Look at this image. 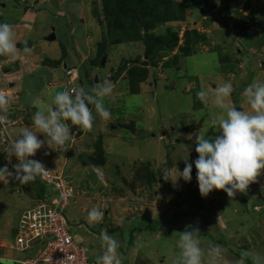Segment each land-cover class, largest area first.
I'll return each mask as SVG.
<instances>
[{
	"label": "rangeland",
	"instance_id": "obj_1",
	"mask_svg": "<svg viewBox=\"0 0 264 264\" xmlns=\"http://www.w3.org/2000/svg\"><path fill=\"white\" fill-rule=\"evenodd\" d=\"M181 1L0 0V23H9L14 26L17 54L12 59L19 57V53H25L24 49L27 44L24 42L30 39V36H32L30 44L37 47V51L43 56L45 62L58 61L61 52L64 51L65 58L53 67L56 74L53 79L61 85L68 84L63 67L66 63L71 65L72 57L77 59V64L81 66L79 68L80 77L75 83L78 91L81 88L89 91L100 84L107 72H115L112 74L114 76L120 71L119 68L123 66L124 61L140 60L141 65L148 68V80L140 84L138 92H134L137 88L133 87L134 93L131 94L130 86L125 81L119 84L121 80L119 76L114 80L115 84L118 83L116 84L118 85L117 93L115 91L114 96L105 97L104 104L105 107L108 104L115 113L117 120H114L113 124L118 127L120 123L124 124L129 118L135 122L132 129L129 127V130L136 132V135L130 131L119 130L120 136L127 137L133 142L132 151L126 150L121 153L124 155V157L121 156V159L125 164L131 162L134 171L142 167L146 169L142 168L143 171L137 175L139 179H135V183H133L134 181L132 184H130L131 181L125 183V188L134 190L133 188L138 183L145 187L149 180L155 183L158 181L159 183L169 182L165 197L169 202H172L173 223L180 222V224L176 223L178 227L173 224L172 229L178 228L182 231H173L166 236V239L158 241L155 239L154 233L161 232L162 225L157 222L146 223L144 222L145 218H132V216L128 220L120 221L122 228L117 233L121 239L115 238L120 243L119 253L122 259L125 260L129 257V260L134 261V264H161L162 259L168 264H177V260L180 259V250L173 240L177 238V234L180 236V233L191 225V220L194 224L195 222L199 223V225L192 226L199 228L201 238H205L203 243L208 246H220L222 249L224 239L230 234L224 223L227 222L228 226H231L230 230L233 228L239 230L237 226L242 221H246V229H249L251 222L255 223L250 237L255 239L254 241L264 244V221L257 222L260 214H256L252 206L255 203L263 204L264 201L249 200L248 195L244 201L242 198V200H234L235 202L222 201L219 203L215 201L216 195H226L227 193L223 190L215 191L211 195V199L209 196L203 197L199 190L196 179L197 169L194 164L198 158V153L195 151L196 136L198 134L209 137L219 135L217 122L226 116L225 110L215 104L216 87L230 82L234 92L226 102L230 107L237 106L238 110L242 107L245 111L251 112L250 105L247 106V98L242 95L244 89L256 83L257 80L260 81L257 83H264V79H261L264 76V66L260 65L264 61V0H195L194 6H188L182 20L176 19L177 15L171 16L180 12L178 4ZM136 17H138L137 21H135ZM151 22H157V24L151 27ZM53 30L56 40L45 41L44 38H49ZM174 33L179 37V42L172 52L168 49L156 54V44L172 43ZM186 33L189 35L188 42L191 48L189 56H185L180 48L185 44ZM20 34L25 36L22 38ZM152 34L158 36L159 39L155 42L152 41L150 37ZM119 35L122 37L119 38ZM240 35L245 39L238 40L241 39ZM116 38L121 39L120 43L115 42ZM51 44L55 45L57 49L46 50V47H52ZM58 44L61 45L60 50ZM22 45L24 46L22 47ZM84 47L87 48L88 54L82 51ZM107 49L109 51L106 54L104 50ZM166 52L168 55H163ZM84 53L87 54L86 57L83 56ZM35 55L37 56V54ZM103 57H106L105 66L95 67L98 62L102 64ZM167 60H169L168 63H172L167 67L172 68L169 69V72L165 69ZM9 62L8 55H0V90L5 91L4 95L12 97L18 95L21 89L15 90V85L12 83L15 79L7 76L4 69L16 73L20 71V68L16 64H8ZM242 65L247 70L246 72L243 67H239ZM110 67H114V69L109 71ZM81 71H89L92 81H89L88 75L85 73L83 75ZM232 71L234 73L236 71V77L230 76L233 75ZM123 73L124 75H122ZM122 74L121 76L127 82L128 71L123 70ZM188 77L192 79L187 83L185 80H189ZM96 78H98V84L95 83ZM106 78L110 79V76L107 74ZM80 82L90 88L82 86ZM202 89L209 93L207 104L197 98V92ZM52 91V96L53 94L55 96L58 92L64 91V87L53 88ZM53 106L55 107V105ZM89 108H95V105L89 104ZM108 125L112 124L109 122ZM109 126L107 131H112ZM74 128L79 127L75 126ZM9 133L16 140L14 133L19 135L20 127L10 128ZM99 135L95 138H103ZM112 135H114L113 132ZM190 135L192 136L191 140L188 139ZM126 147L127 145H124V149ZM128 155H132L133 158L128 160ZM86 156L88 155L84 153L82 158H87ZM1 157L4 163L8 161L6 165L11 160V164L7 165L9 169L18 163L15 156L11 155L10 150L6 154L0 152V163ZM185 158H189V162L193 163L191 182H185L179 178L185 168L183 160ZM145 159L146 161H144ZM117 165L120 168V164L111 162L109 172L114 174ZM97 169L101 168H93V171ZM148 170H150L149 176L145 172ZM164 174H168L169 180L163 178ZM66 177L75 190L74 186L77 188L78 180L70 174H66ZM6 179L5 186L7 187H3L0 181V193L7 191L9 193L7 197L5 195L0 199L2 203L0 205V236L5 234V237H8L6 239L8 245L2 246L0 241V257L9 260L32 257L42 251L45 242L38 240L33 244L32 250L28 252H15V234L12 233L13 225L19 219L20 209L29 208L32 205V199L29 195H24V192L18 191L20 184L18 183V185L16 181L12 180L14 177ZM87 181L89 184L91 183L89 180ZM29 189L32 188L29 187ZM193 190L198 198L197 201H193ZM260 193L264 197V188L260 190ZM126 200L127 203H132L133 199L129 197ZM243 203L249 204V206L242 209L240 206ZM184 204L192 211L188 210L181 219L182 213L180 214L178 210ZM70 209H68V214ZM263 215L264 213L261 214V216ZM217 216L224 222L222 231L218 225ZM72 219L71 224L74 227H72L71 233L80 237L76 235L79 231L75 227L76 220L73 217ZM81 221L84 228L80 230V235L84 239V246L88 249L89 254L95 255L98 250L105 251L100 235L103 229H107L110 222L102 220L100 223L90 224L87 219ZM188 221L189 223H187ZM259 224L262 225V228ZM240 229L243 230V228ZM87 230L98 237L95 238ZM8 234L9 236H7ZM142 234L147 236L146 239L149 242H144ZM139 235L142 241H140ZM152 236L154 240H151ZM141 243H145L143 246L149 248L141 249L140 252H136L135 248L128 249L129 244L143 247ZM226 243L232 244L231 241H226ZM169 244H172L173 247L166 248ZM203 251L205 264H207L208 251ZM241 252L245 251L237 249L235 256L237 255L236 258L243 260L245 264H264V246L257 247L253 254L247 256H243ZM11 257L13 259H10ZM217 264L227 263L219 260Z\"/></svg>",
	"mask_w": 264,
	"mask_h": 264
},
{
	"label": "crops",
	"instance_id": "obj_2",
	"mask_svg": "<svg viewBox=\"0 0 264 264\" xmlns=\"http://www.w3.org/2000/svg\"><path fill=\"white\" fill-rule=\"evenodd\" d=\"M20 36L23 38L25 35L20 34ZM239 38L241 39H238V40L245 39L241 35ZM31 40H32V36H30V39L24 42L25 44H27L26 48L30 49V51L25 52L24 54L19 53L20 56L19 57L17 56L16 59L14 58V60L12 59L13 56L8 55V60H10L11 62V63L9 62L8 64H16V66L20 68V71L16 73H12V70L9 71V69H4V72L7 73V76H10V78L15 79L14 82H12L15 85V90L17 88L21 89L18 95L11 97L12 102L8 106V111L10 112V116L13 118V120L18 122V124L12 125L8 128V138L12 142H14L15 139H13L12 136L10 135L9 129L13 127H20V131L21 129L26 128V127L34 129V125H33L34 114L37 111H44L45 114H47L49 111L54 109L55 107L53 105L55 104H54L53 98L55 96L54 94L52 96V93H53L52 90L53 88L59 89L63 86L60 83H57L56 80L53 79L54 76L56 75L54 73L53 67H55L57 62L61 63V60L65 58L64 51L61 52V57L59 56L58 61L54 60L51 63L50 62L48 63L47 61L46 62L44 61L43 56H41L40 53L37 51L36 49L37 47H35L33 44H30ZM44 40L47 41L48 39L44 38ZM23 46L24 45H22V47ZM47 49L56 50L57 47L55 45H52V47L51 46H48V48L46 47V50ZM58 49L59 50L61 49L60 44H58ZM86 49L87 48L84 47V49L83 50L81 49V50L83 52H86ZM35 54H37V56ZM87 54L84 53L83 56L86 57L85 55ZM71 59H72L71 65L69 66L67 65L68 63H66L63 67L64 70L66 68H70V67L72 68L75 66L79 68L81 67L80 64H77L78 63L76 62L77 59H73V57ZM47 60H50V59L47 58ZM260 65L263 67L264 61H262ZM239 67L240 68L243 67L244 72L247 71L244 68V65L239 66ZM111 69H114V67H110L109 71ZM231 73L233 74V75H230L232 78L236 77L235 75L236 71L235 73L233 71ZM107 74L110 76V79L106 78ZM112 74H114V72L113 73L107 72L104 79L110 80L113 83L114 92L116 91L115 93H117L118 85L116 84L118 83L115 84L114 81L111 80ZM122 75H124V73ZM120 79L121 80L119 84H122L123 81H126L124 80L122 76H120ZM261 79H264V76ZM9 81L11 82L12 80H9ZM257 82H260V81L257 80L256 83ZM95 83L98 84V78L95 79ZM17 84H19L18 87H16ZM80 84L84 87H89V86L83 85L82 83ZM114 92H113V96L115 95ZM0 93L4 94L5 91L0 90ZM238 101L240 102V99H238ZM247 106H249L248 103H247ZM107 108L111 112L110 119L104 120L103 118L99 116V114L96 113L95 108H92L90 110L92 111L95 117L93 127L91 129H83L79 126L78 127L80 129L79 128L75 129L74 127L72 128V132L78 131V133L76 135L73 133L74 134L73 140L67 151L60 149L57 146H54L55 150L51 149L48 147L47 143H45V146L37 152L36 156L32 157L36 160H39L44 166L56 172H61L65 176L66 174H70L74 177V179L78 180L79 183H77V188L74 186L76 197L70 203L68 207V209L71 208L69 214H68V209H67L68 219L71 220L70 222H73V219H72L73 217L76 220L75 227L76 229H79L76 235L80 237L75 236L76 240L79 243L84 245V242H83L84 239L80 235V232H81L80 230L84 228V224L81 220L87 219L89 211H91L93 208H98L104 211L103 221L105 222L109 221L110 223H108L107 229L106 230L103 229L101 232H107L114 238L119 237V234L117 233V231L122 228L120 221L128 220V218H130L131 216L132 218H139V217L141 219L145 218L144 222L146 223L155 221L158 224L162 225V231L161 232L157 231L156 233H154L156 237L155 239H158V241L166 239L167 238L166 236L173 233V231L181 232L182 231L181 229H178V228L172 229V227H174L173 224L174 225H176V223L180 224V222L173 223L172 221L173 211L171 207L172 202H169L167 198L165 197L166 187L169 186V182L159 183L158 181V183H155L154 181L150 182L149 180V182L146 184L147 186H145L146 188L143 185H139V183H138L139 186L137 185L135 188H133L134 190L125 188L126 186L125 183L129 181H131L130 184H132L133 181H134L133 183H135L136 180L139 179L137 175H139L143 171L142 168H145V167H142L134 171L130 161H129L130 163L125 164L123 162L124 160L121 159V156L124 157V155L121 153H123L126 150H128V152L132 151L133 142L127 137L123 138L122 136H120V131L121 130L130 131V133H132L133 135H136V132H132L131 130H129L130 128L132 129V125H134L135 122L129 118V120L124 122V124L120 123L118 127L117 125L113 124L114 120H117L115 113L111 110V107L108 106V104H107ZM109 122L112 125L109 126L108 125ZM108 126L110 127V129H112V131H107ZM80 130H83V131L81 132ZM112 132L114 133V135H112ZM98 134H100L99 136H103V138L100 137L101 140L100 138H95ZM14 135L16 139L19 136L17 135V133H14ZM39 135H40V139L42 140L45 139L43 134H39ZM124 145H127L125 149H124ZM3 149L4 148L2 149L0 148V151L1 150L3 151ZM84 153L88 156H86L87 158L83 159L82 156ZM112 153H115V154L112 155ZM132 158H133L132 155L127 156L128 160H131ZM144 161H146V159ZM7 162L4 163L1 157L0 167H4ZM111 162H117L118 164L121 165V166L119 165L120 168H118V165H117L116 171L114 174L109 172L110 167H111ZM10 164H11V160L9 161V164L7 165H10ZM96 166L100 167L101 169L99 170L97 169L96 171H93V168H97ZM149 171L150 170L145 171L147 173V176H149ZM132 176L133 178H131ZM9 178L12 179V177H9ZM6 180L7 179L5 178L4 181H1L2 182L1 184L3 187H7L5 186ZM12 180L16 181L15 179H12ZM87 180H89L91 183L89 184ZM16 183L18 184L19 182L16 181ZM36 185L38 184L35 182H32V183L30 182L26 185L20 184L18 186V191L20 193L24 192L23 193L24 195L26 194L29 195L33 202V199L35 198V194L37 193L38 190H40V186H36ZM29 187L32 189L30 190ZM142 187L145 189H143ZM263 188H264V176H261L258 178V182L253 183V185L251 184L246 192L244 193L237 192L236 195L233 197H229L228 194L216 195L217 200L215 199V201H218L219 203H222V201L235 202L234 200H237V199L242 200V198L244 201L249 195V200H252V201L256 200L257 202H260V201L262 202L264 201V197L261 195L260 190H262ZM8 194H9L8 191L4 193H0V199L2 196H5V195L7 197ZM129 197H132L133 199L132 203L126 202L127 201L126 199H128ZM192 198H193V201L198 200V198L195 195V190H193ZM1 204L2 203L0 200V205ZM248 206L249 204L243 203L240 207H242V209H245ZM252 206H253L254 212L256 214H260V218L259 220H257V222L261 220L264 221V217H263L264 215L261 216V214L264 213L263 212L264 203L263 204L255 203ZM181 207H180L181 209L178 210V212L180 214L182 213L180 215V218L182 219L183 215H186L188 210L190 211L192 210L191 208L188 209L189 207H187L186 204H184ZM24 210L25 208L20 209L19 219ZM235 211L238 212L236 209ZM174 213H177V212H174ZM176 216H179V214H176ZM216 218L219 220V223H221V224L218 223L221 231L224 230L222 226L224 222H222L218 216ZM19 219L16 221V224L13 225V228H12L13 234L15 230L14 228L17 226ZM187 223H189V221ZM92 224H95V223H92ZM197 224L199 225L198 222H195L194 224L193 221L191 220V225H197ZM224 224L227 226V231H229L230 234L226 239H224L225 242H223V245H222V249H223L222 256L218 259V261L221 260V261L226 262L227 264H238L240 259L236 258L237 255L235 256V252L237 251V249L238 250L242 249V251H245L246 253L249 251L247 254H253V252L256 250L257 247L262 248V246H264L263 243L256 242L254 241L255 239L250 237V234L252 232V229L254 228L255 223L251 222L249 229H246V226H247L246 221H242L237 226L239 227V230L234 229V228L230 230L231 226L230 225L228 226L227 222ZM261 226L262 225H260V227ZM72 227H74V225H72ZM176 227H178V225H176ZM240 228H243V230H241ZM145 229H148V228L145 227ZM87 232L89 234L91 233L90 230H87ZM9 234L7 236H9ZM91 234L92 236H95V238L98 237V235H95L93 233ZM142 235H143L144 242L145 241L149 242V240L146 239L147 236H145L144 234ZM4 237H5V234L0 236V241L2 242V246L6 247V245H8L6 243V239H8V237H5V239ZM138 237L140 238V241H142L140 235ZM201 237L202 235H200L201 248L202 250L208 251L209 248L213 246H208L206 243H203L205 238H201ZM178 239H179V234H177V238L173 241L177 244ZM212 239L213 237L211 236V240ZM151 240H154L153 236ZM226 241H231L232 244H227ZM144 244L145 243H141L142 246ZM135 246L136 244L134 245L129 244L128 249L135 248L136 252L137 251L140 252L141 249L146 250L147 248H149L147 246H143V247H139V246L135 247ZM172 247L173 245L169 244L166 248H172ZM103 252L104 251L98 250V252L95 255L89 254V260L91 262L97 263V258L102 256ZM245 252H241V253L243 254ZM1 258H5V257H1ZM10 259H13V258L11 257ZM122 261H123V264H134V261L129 260V257H127V259L125 260L122 259ZM177 262H178L177 264H181L180 259L177 260ZM161 264H168V263L162 259ZM243 264H245L244 261H243Z\"/></svg>",
	"mask_w": 264,
	"mask_h": 264
},
{
	"label": "clouds",
	"instance_id": "obj_3",
	"mask_svg": "<svg viewBox=\"0 0 264 264\" xmlns=\"http://www.w3.org/2000/svg\"><path fill=\"white\" fill-rule=\"evenodd\" d=\"M14 38V26L0 23V55L16 56L17 46ZM24 51L28 52L30 49L25 48ZM72 68L78 70L77 81L80 69L76 66ZM72 68L65 69L67 83L69 79L67 72ZM76 81L73 83L74 86ZM62 87L65 90L58 92L54 97L55 108L47 114L44 111H37L33 116L34 129L27 127L21 129L11 147V155L17 158L18 163L12 169L7 165L0 167V181L14 177L21 185H26L42 176L46 171L45 166L39 160L30 158L35 157L45 143L51 149L55 150L54 146H57L67 151L73 135L78 133L72 132L73 127L79 126L83 129L93 127L95 117L89 104L95 105L96 113L104 120L111 118V112L104 104L105 97L113 96L114 85L110 80H103L89 91L81 88L76 94L69 90L71 88L69 83ZM233 92L234 88L230 82L215 89V104L226 112L225 118L217 122V132L220 134L215 137L201 134L196 136L195 151L198 158L194 164L197 169L196 179L203 197H207L214 190H223L229 197H233L237 192H246L251 184L264 176V83H253L244 89L242 95L247 98L251 112L245 111L242 107L238 110L237 106H229L226 101ZM196 95L202 103H208L207 91L202 89ZM11 102V97L0 93V112H8ZM37 133L43 134L45 139H40ZM188 139L191 140L192 136L190 135ZM183 160L185 168L179 178L191 182L193 163L189 162V158ZM163 178L169 180L168 174H164ZM103 217L104 211L93 208L89 211L87 219L92 224L102 222ZM100 239L105 251L97 258V264H123L119 253V241L107 232H101ZM177 247L180 250L181 264H205V253L201 248L198 227L190 225L180 233ZM207 255V264H217L222 256V249L220 246L210 247ZM247 255L246 252L243 253V256ZM238 264H243V260Z\"/></svg>",
	"mask_w": 264,
	"mask_h": 264
},
{
	"label": "built area",
	"instance_id": "obj_4",
	"mask_svg": "<svg viewBox=\"0 0 264 264\" xmlns=\"http://www.w3.org/2000/svg\"><path fill=\"white\" fill-rule=\"evenodd\" d=\"M67 76L71 86L69 90H73V94L78 93L73 85L78 78V70L70 69ZM16 124L18 122L13 120L9 111L0 112V148H4L0 151L2 154L8 150L11 152L13 142L8 138V128ZM45 168V173L38 177L45 192L35 196L32 205L23 211L14 228V251L28 252L38 240L45 242L44 247L32 257L11 261L14 264H97L89 260L88 249L71 233L72 224L67 209L76 197L75 190L63 173ZM215 191L208 195L209 199ZM0 260L9 259L0 257Z\"/></svg>",
	"mask_w": 264,
	"mask_h": 264
},
{
	"label": "trees",
	"instance_id": "obj_5",
	"mask_svg": "<svg viewBox=\"0 0 264 264\" xmlns=\"http://www.w3.org/2000/svg\"><path fill=\"white\" fill-rule=\"evenodd\" d=\"M155 1V0H154ZM147 3V2H146ZM194 3H195V0H182L181 1V3L180 4H178L179 5V7H180V12L179 13H177V14H173V15H171V16H175V15H177V17H176V19L177 18H180L181 20L182 19H184V17H185V15H186V13H185V11L187 10V8H188V6L189 7H191V6H194ZM160 15V14H159ZM138 17H136V19H135V21H137L138 19H137ZM157 24V22L156 23H153V22H151L150 23V25H151V27H152V25H156ZM120 36L122 37V35H119L118 37L120 38ZM117 37V38H118ZM151 40L152 41H154L155 42V40H158L159 39V37L158 36H154V34H152L151 36ZM185 37H187V39H185V44L184 45H182V46H180V48H182V51H183V54L185 55V56H189V55H191V53H190V51H191V48L189 47V42H188V38H189V35H188V33H186V35H185ZM116 38V39H117ZM118 38V39H119ZM115 40V42L116 43H120V41H121V39L120 40ZM178 42H179V37L177 36V34H173L172 35V43H167V42H165L164 43V45H159V44H156V54H159V53H161V51H166V50H168V49H170L169 51L170 52H172V49L178 44ZM167 43V44H166ZM187 43V44H186ZM190 50V51H189ZM106 51V52H105ZM108 49L107 50H104V52L107 54L108 53ZM193 51V50H192ZM103 52V53H104ZM104 53V55H106ZM168 55V53L166 52V53H163V55ZM162 55V54H161ZM161 55H159V56H161ZM104 58V57H103ZM103 60V59H102ZM168 61L169 60H167L165 63H166V66H165V69H166V71L167 72H169V69H172V68H167L168 67V65H172V63H168ZM141 61L140 60H136V61H128V62H126V61H124V64H123V66L121 67V68H119L120 69V71L117 73V74H115L114 76L112 75V79L111 80H116L119 76H121V74H122V72H123V70L125 71V70H127L128 71V80H127V82L125 81V83H127V84H129V86H130V92L131 93H134V92H138L139 91V86H140V84L141 83H143V82H146L148 79V75H149V71H148V68H146V67H143L142 65H141ZM100 66H102V64L101 63H97V64H95V67H100ZM103 67V66H102ZM89 70H90V67H89ZM81 73H82V71H81ZM84 73L86 74V75H88V79H89V81H92V79L90 78V73H89V71H86V72H84L83 71V75H84ZM115 73V72H114ZM188 78H190V77H188ZM192 78H190L189 80L187 79V80H185V82H187L188 83V81H190ZM127 84H126V89H127ZM92 85V84H91ZM137 88V89H135V91L133 92L132 91V88ZM184 89V88H183ZM127 91H128V89H127ZM33 182H35V183H37L38 185H36V186H40V190H38L37 191V193L35 194V196L37 195V194H43L44 192H45V187H44V185L39 181V179L37 178L35 181H33ZM32 183V182H31ZM41 188H42V190H41ZM241 259H243V257H241ZM251 264H253V263H251Z\"/></svg>",
	"mask_w": 264,
	"mask_h": 264
},
{
	"label": "water",
	"instance_id": "obj_6",
	"mask_svg": "<svg viewBox=\"0 0 264 264\" xmlns=\"http://www.w3.org/2000/svg\"><path fill=\"white\" fill-rule=\"evenodd\" d=\"M48 40H56V35L55 33H53L49 38ZM105 63H106V57L103 58V61H102V66H105ZM97 82V81H96ZM240 110V109H239ZM0 264H14L13 261H0Z\"/></svg>",
	"mask_w": 264,
	"mask_h": 264
},
{
	"label": "flooded vegetation",
	"instance_id": "obj_7",
	"mask_svg": "<svg viewBox=\"0 0 264 264\" xmlns=\"http://www.w3.org/2000/svg\"><path fill=\"white\" fill-rule=\"evenodd\" d=\"M52 35V34H51ZM50 37V36H49ZM48 39V38H47Z\"/></svg>",
	"mask_w": 264,
	"mask_h": 264
},
{
	"label": "bare ground",
	"instance_id": "obj_8",
	"mask_svg": "<svg viewBox=\"0 0 264 264\" xmlns=\"http://www.w3.org/2000/svg\"><path fill=\"white\" fill-rule=\"evenodd\" d=\"M3 261V260H2Z\"/></svg>",
	"mask_w": 264,
	"mask_h": 264
}]
</instances>
